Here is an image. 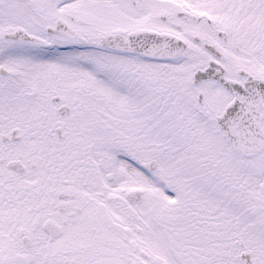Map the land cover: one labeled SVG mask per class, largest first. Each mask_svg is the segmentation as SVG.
<instances>
[{
  "label": "snow or ice",
  "instance_id": "6c2138e0",
  "mask_svg": "<svg viewBox=\"0 0 264 264\" xmlns=\"http://www.w3.org/2000/svg\"><path fill=\"white\" fill-rule=\"evenodd\" d=\"M0 264H264V0H0Z\"/></svg>",
  "mask_w": 264,
  "mask_h": 264
}]
</instances>
